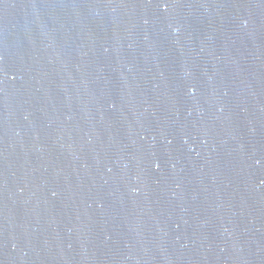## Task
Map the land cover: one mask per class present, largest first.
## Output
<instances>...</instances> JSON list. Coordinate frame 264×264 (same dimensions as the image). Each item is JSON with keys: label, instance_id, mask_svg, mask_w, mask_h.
<instances>
[{"label": "water", "instance_id": "obj_1", "mask_svg": "<svg viewBox=\"0 0 264 264\" xmlns=\"http://www.w3.org/2000/svg\"><path fill=\"white\" fill-rule=\"evenodd\" d=\"M0 264H264V0H0Z\"/></svg>", "mask_w": 264, "mask_h": 264}]
</instances>
